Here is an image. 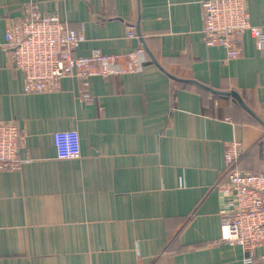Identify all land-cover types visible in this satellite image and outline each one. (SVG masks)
<instances>
[{
    "label": "crops",
    "instance_id": "0c3cea01",
    "mask_svg": "<svg viewBox=\"0 0 264 264\" xmlns=\"http://www.w3.org/2000/svg\"><path fill=\"white\" fill-rule=\"evenodd\" d=\"M204 1L0 0V123L27 136L20 168L0 172V264H245L219 241L214 185L229 142L237 171L264 173V48L248 34L235 60L205 46ZM27 5L82 34L75 56L141 47L142 72L23 93L3 46ZM246 8L264 29V0ZM211 91L237 94L250 113ZM67 130L80 158L57 160L52 134Z\"/></svg>",
    "mask_w": 264,
    "mask_h": 264
},
{
    "label": "built area",
    "instance_id": "2783aa9c",
    "mask_svg": "<svg viewBox=\"0 0 264 264\" xmlns=\"http://www.w3.org/2000/svg\"><path fill=\"white\" fill-rule=\"evenodd\" d=\"M202 39L207 47H220L226 60L242 54V40L248 34L256 49L264 48V29L253 26L246 0H209L201 3ZM126 36L136 38L132 27ZM3 49L14 68L23 75V93L51 94L60 90L61 80L77 79L87 85L91 77H119L142 72L147 62L141 47L119 54L75 56L84 41L82 34L69 29L58 17L41 15L36 6L27 5L23 17L10 20L4 35ZM80 102L89 100L83 89ZM25 132L12 123H0V172L14 171L23 161L18 152L26 143ZM57 160L80 158V142L75 130L52 134ZM239 144L225 145L223 168L214 189L223 200L219 212V241L240 247L245 264L264 261V173L239 172Z\"/></svg>",
    "mask_w": 264,
    "mask_h": 264
},
{
    "label": "water",
    "instance_id": "95a60500",
    "mask_svg": "<svg viewBox=\"0 0 264 264\" xmlns=\"http://www.w3.org/2000/svg\"><path fill=\"white\" fill-rule=\"evenodd\" d=\"M139 34V33H138ZM140 35V34H139ZM214 95H219L223 97H231L232 100L237 103L242 109H244L246 112L250 113V111L246 108V106L242 103L239 96L235 93H223V92H217V91H211Z\"/></svg>",
    "mask_w": 264,
    "mask_h": 264
}]
</instances>
